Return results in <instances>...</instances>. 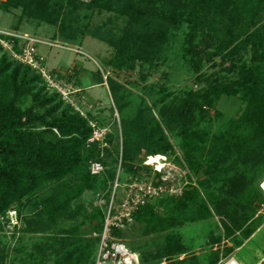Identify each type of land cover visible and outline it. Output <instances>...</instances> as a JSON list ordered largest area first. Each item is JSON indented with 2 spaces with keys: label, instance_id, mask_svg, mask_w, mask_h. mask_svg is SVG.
I'll return each mask as SVG.
<instances>
[{
  "label": "trees",
  "instance_id": "16d2710c",
  "mask_svg": "<svg viewBox=\"0 0 264 264\" xmlns=\"http://www.w3.org/2000/svg\"><path fill=\"white\" fill-rule=\"evenodd\" d=\"M0 9L11 15L21 12L18 29L24 21L54 26L59 31L53 41L64 43H75L86 30L93 38L115 49L109 64L112 72L103 75L99 71L95 77L97 84L109 89L121 116L123 140L119 171L120 153L118 145L113 147V128L104 140L103 158L99 144L89 143L94 132L90 123L99 122L100 110H96L98 114L89 112L83 116L59 92L49 90L41 73L15 60L0 44V220L15 212L18 221L24 222L23 229L15 225L10 239H15L17 234L48 231L49 222L56 220L75 221L84 209L85 195L102 187L107 205L95 207L87 219L89 222L98 219L91 230L96 232V239L76 238L72 234L75 231L71 230L72 233H58L51 241L56 264H96L116 179L121 184L125 181L124 175L133 174L135 181L129 185L139 182L142 171L165 163L164 156L178 167H185L167 133L178 136L182 159L191 173L206 170L211 178L200 182L202 191L189 185L180 197L162 195L154 202L150 199L138 205L131 226L111 228L110 243H124L128 231L140 224L144 226V238L154 234L165 236L162 242L156 243L154 252L142 250V246L129 247L139 255L141 264H161L164 258L167 264H177L171 260L183 254L180 244L184 246V240L177 233L181 224H186L182 213L196 207L201 211L197 220L212 217L210 203L237 229L248 222V216L237 202L250 205L258 199L257 194L264 197V192L254 186L264 176V0H6ZM83 11L88 12L84 16L88 19L84 31L77 27ZM104 13L115 14L118 21H124L120 33L111 28L105 30L108 24L92 32L91 21ZM113 23L120 29L111 19L110 24ZM182 28L187 31L183 53L190 68L196 74L206 75L203 73L206 62L219 58L216 67H221L222 73L214 75L232 78L206 80L201 76L199 81L206 80L205 86L182 95L170 93L165 87L157 95L153 89H144L139 95L130 92L119 79L122 74L135 71L140 63L157 68L167 59L172 32ZM0 38L14 41V50L19 52V40L5 35ZM223 95L242 97L244 109L224 132L212 137L199 133V119L204 121L207 110L214 108ZM126 111L132 115L127 117ZM143 153V163L149 157L151 167L138 162ZM94 162L105 166L104 173L91 174ZM239 164L245 172L238 178L234 175L229 178V171ZM155 175L158 181L152 180L158 187L163 184L162 175L159 172ZM218 183L222 186H215ZM236 188L239 199L235 198ZM162 206L166 207L167 216L157 212ZM114 209L113 205L112 215L116 212ZM27 211L30 214L24 215ZM225 226L228 236L231 235L233 230ZM3 229L0 222V230ZM1 233L3 241L6 233ZM252 233L250 228L249 237ZM220 241V236H210L209 243ZM219 254L217 251L208 257V264H216ZM1 256L5 262V253Z\"/></svg>",
  "mask_w": 264,
  "mask_h": 264
},
{
  "label": "rangeland",
  "instance_id": "374dc122",
  "mask_svg": "<svg viewBox=\"0 0 264 264\" xmlns=\"http://www.w3.org/2000/svg\"><path fill=\"white\" fill-rule=\"evenodd\" d=\"M5 1L6 0H0V4ZM87 13L88 12L83 11L80 14V22L77 27H81L82 30L88 23V19L84 18ZM20 15V11H15V13L11 15L0 9V31L11 34L15 33L22 38H26L24 40L26 41V44H22L24 49L33 48L35 53H38L40 57L44 58L45 69L50 74L47 76L52 78L50 81H52L54 85L57 84L61 90L67 92L68 94V91L71 90L72 86L75 91L80 89V91H82L81 94H72L69 96V101L75 103L77 108H82L85 114H88L89 112L98 114L96 110H100V115L98 116L100 120L98 121H104L105 124L102 125V123L92 121L94 124L98 123L97 125L101 130L98 132H101L100 138L102 140L96 142L99 144L100 152L102 153L100 157L103 158V149L106 147L103 137L109 136L113 128L115 130L113 147L114 145H118L119 147L120 154L118 170L120 171L123 148L120 122L121 116L114 107V101L110 95L109 89L107 86L98 84L96 87L89 89L86 88V91H84V87L82 86V78L86 79L87 77H93L95 81H97L95 75L99 71L104 73L103 75H108V72H112L109 68V64L115 55V49L103 42H100L98 39L93 38L86 30L82 33L84 36L80 35L75 43H64L60 40L53 41L54 35L57 33V30L59 31V29L54 26L52 27L49 25H41L37 22L29 23L24 21L18 29L17 27L20 23ZM111 19L118 23L117 26L120 27V29H116V24H110ZM105 24H108L107 29L105 30H109L111 28L117 33H120L121 29H123L124 21H118L117 16L112 13L96 15L91 21L92 32L105 26ZM15 30H17V32ZM186 32V28L172 32L171 39L168 40L167 45V59L157 68H150L149 66L140 63L135 71L131 70L124 72L119 78L120 81L126 84V87L130 90V92L135 93L136 95L141 94V91L144 89H153V93L157 95V93H159V89L164 87L170 93L182 95L187 91L200 90L205 86L206 80L210 77L231 79V75H214L222 73V68L216 67L217 63H220L219 58L206 62L203 69V73L206 75L196 74L190 68L183 53V49L186 45ZM49 43L53 46H49ZM6 50L12 57L11 52L8 49ZM227 66L228 65L225 67ZM201 76H203L206 80L203 82L199 81ZM70 85L71 87H68ZM49 90L51 92H58L55 88L52 89L49 87ZM147 99L149 104H151V100L149 98ZM244 107L245 103L242 97H229L223 95L218 99L214 108L207 110V118L204 121H200L199 119L197 124L199 133L212 137L215 134L224 132L229 127L231 121L239 116ZM154 114L158 116L155 109ZM131 115L132 112L126 111L127 117H130ZM167 135L175 148L177 157H179L180 161L184 164V166H186L182 159L184 158L183 151H181L178 136H175L172 133H167ZM113 150L115 151V148H113ZM164 157L167 167L160 171L162 175L160 180L165 183V188L167 186L170 190H172V187L176 189L181 182V168L178 167L173 160L170 159L168 161V158L166 156ZM174 157L175 156L172 158L174 159ZM144 158L145 154L143 153L138 159V162L141 165L144 164L146 166H150L148 161L149 157L146 159V163H143ZM102 166L103 171L100 174L105 171V166L103 164ZM223 167L225 166L223 165ZM234 169L229 171V178L233 175L235 178H238L240 173L242 175L245 172V169L241 164L235 165ZM156 172L155 168H152L150 171H142V180H139V182L143 181V183L148 182V184H150L153 182V178L158 181L159 178L155 175ZM216 173L218 172H215V174ZM190 174V180L193 182L192 187L197 188L200 191H202L200 182L211 178L210 175L206 174V170H203L198 174L194 172L191 173L190 171ZM124 177V183L120 184L118 182V178L113 183V193L108 204V212L111 207H113V202H115L114 206L117 207L114 209L116 211L115 213L121 212L122 208L120 207V204L129 194V184L132 183V180L135 181L133 174H127L124 175ZM135 183H138V181L133 184ZM215 186H222V183H218ZM254 186H257L259 190L264 192V176L259 177L256 185ZM103 190L104 189L102 187L97 188V192H90L85 195L82 202L84 209L82 214H80L75 221L56 220V222L53 221L54 224H52L53 222H49V227H47L48 231L36 232L33 234L28 233L25 235L17 234L15 239H10L15 225H18V229L20 230L23 229L24 222L20 220L18 221V216L15 212H11L6 218H1L0 222L1 225H4V229L0 230V232L6 233V236H2L3 241L0 240V259L2 257L1 255L5 253L6 260L5 262H2L1 259L0 264H21L24 261L28 264H56L57 258L52 253L53 243L51 241L58 233H72L71 230H74L75 232L72 234L77 236L76 238H88L92 241L96 239V232L94 233L91 230L94 225L98 224V219L94 218L91 222L87 221V219L89 215L95 211V207L105 208L107 205L106 193ZM116 191L117 199L114 201L116 198ZM161 193H163V196H169L172 192L170 191L169 193L164 189V192ZM235 194V198L239 199L238 196L240 193L237 188L235 189ZM202 195L206 199L205 192H202ZM163 196L160 195L159 197ZM156 198L158 197H153L151 202H154ZM257 198L258 199L250 205L242 201L237 202L238 205L242 206L240 209L243 211V214L248 216V222L240 229L234 227V225L230 223L227 216L224 214L219 215L210 203L209 208L212 211V217L197 220L201 217V211L196 210V207L182 213V220L185 221L184 224H186H181L182 226L177 230V233L182 236L184 240V246L180 244L183 254L173 256L171 261H175L177 264H208V257L212 254L214 255V253H217L218 251L220 254L219 260L216 264H218L222 259L230 257L235 258L240 264H264V197L257 194ZM75 207L77 206L75 205ZM28 212L29 211H27L24 215L30 214ZM157 212L162 216H167V209L165 206L158 208ZM239 212L240 211L236 212V215H238ZM249 216H251V218H249ZM8 221L9 223H7ZM46 223H48V221ZM225 225H228L233 230V233L229 236ZM250 228H252L253 233L249 237L250 233L248 234V230ZM143 232L144 226L136 224L128 231V237L125 238L124 244L128 247L142 246V250L154 252L156 250V243L162 242L165 236L154 234L144 238L142 236ZM211 235H214V237L220 236L221 241L216 244L209 243ZM228 249L232 250L227 253ZM161 264H167V258H164L161 261Z\"/></svg>",
  "mask_w": 264,
  "mask_h": 264
},
{
  "label": "built area",
  "instance_id": "2783aa9c",
  "mask_svg": "<svg viewBox=\"0 0 264 264\" xmlns=\"http://www.w3.org/2000/svg\"><path fill=\"white\" fill-rule=\"evenodd\" d=\"M0 35L13 37L19 40V48H20L19 52H16L14 50V43H15L14 41L9 42L5 39L0 38V44L5 49H8L11 52L12 57L15 60L25 65H28L32 69L37 70L39 73H41V75H43L44 79L46 80L48 87L52 89L55 88L62 95L63 100L66 101V103L72 105L83 116L86 115L83 112L82 108H77L75 103L69 101V96H71L72 94H81L82 91H80V89H77L78 91H75L73 90V86L71 87L70 85L68 87H71V90L68 91L69 92L68 94L67 92L61 90L57 84L54 85V83L50 81V79L52 78L50 76H47L50 74L45 69L44 58L40 57L38 53H35V50L33 48L24 49V46L22 44L23 43L24 45L26 44V41H24L26 38H22L15 33L11 34L2 31H0ZM51 45L52 44L49 43V46ZM104 78H105V82L107 83V77L104 76ZM90 125L93 128L94 132L92 138L89 140V143L93 144L95 142L101 141L102 140L100 138L101 132L100 133L98 132L101 130L99 129L98 125L94 124L93 122H91ZM105 138L106 137L104 136L103 140H105ZM102 171H103L102 164L97 162L92 164L91 172L93 175H98ZM180 171L182 172L181 182L176 189L172 187V190H170L169 187L167 186L165 188V183L156 187L153 184V182L148 184V182L143 183V181L129 186L130 189L129 194L125 199H123V202L120 204V207L122 208L121 212L112 215L111 212L113 207H111V209L109 210L96 264H141L139 255L131 251L126 244H124L123 242L110 243L111 228L116 227L119 229H123L127 226H131L134 222L133 213L135 209L138 207V205L145 204L148 200L152 199L155 196L159 197L160 195H163V193L161 192H164V189L169 193L170 191L172 192L170 193L169 196H174V195L178 197L182 196L184 190L189 185H192V182L189 181L191 174L186 166L183 169L181 168ZM113 205L114 202L112 203V206ZM218 264H240V263L235 258L230 257V258L222 259Z\"/></svg>",
  "mask_w": 264,
  "mask_h": 264
},
{
  "label": "crops",
  "instance_id": "0c3cea01",
  "mask_svg": "<svg viewBox=\"0 0 264 264\" xmlns=\"http://www.w3.org/2000/svg\"><path fill=\"white\" fill-rule=\"evenodd\" d=\"M82 81H83L82 82V86L84 87L83 88L84 91H86V88L89 89V88H92V87H96V85H98L93 77H90V78L87 77L86 79L82 78ZM189 181L192 182L190 179H189ZM125 228H123V229H125Z\"/></svg>",
  "mask_w": 264,
  "mask_h": 264
},
{
  "label": "bare ground",
  "instance_id": "6f19581e",
  "mask_svg": "<svg viewBox=\"0 0 264 264\" xmlns=\"http://www.w3.org/2000/svg\"><path fill=\"white\" fill-rule=\"evenodd\" d=\"M167 165L164 162L158 163L154 168L157 172H160L161 170L165 169Z\"/></svg>",
  "mask_w": 264,
  "mask_h": 264
}]
</instances>
